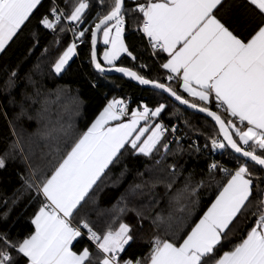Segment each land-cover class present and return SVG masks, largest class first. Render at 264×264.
<instances>
[{"label": "snow or ice", "instance_id": "1", "mask_svg": "<svg viewBox=\"0 0 264 264\" xmlns=\"http://www.w3.org/2000/svg\"><path fill=\"white\" fill-rule=\"evenodd\" d=\"M41 2L0 0V52L21 31ZM246 2L251 6V16L238 22H226L218 15L226 0H144L142 3L133 0L135 6L130 8L125 7L126 0H113L110 10L91 29L92 64L100 72L111 71L113 68H104L97 62V33L103 31V42L110 45L103 59L113 65L121 53L131 55L123 40L125 16L139 13L142 20L138 30L147 37L154 52L167 54L166 62L161 65L168 73L167 80L180 81V89L192 100L184 98L170 84L148 79L128 68L114 67V70L141 85L161 89L180 104L206 113L226 141L225 144L212 138V148H231L245 158L235 170L218 169L216 163L210 164V173L220 170L229 178L181 242L154 236L148 257L123 259L121 253L135 240L133 225L120 221L118 227L110 225L103 234H98L87 219L74 223L93 186L129 147L133 154L145 157L159 151L158 146L165 153L168 151V144L162 143L165 126L147 123L160 116L165 104L155 109L143 106V111L134 110L125 123L120 121L126 115V106L122 100L113 99L86 131L70 144L65 141L62 148H57L62 154L49 172L32 170L25 183L35 190L37 197L43 198L31 220L34 231L22 240L11 239L7 233L0 232V264H19L20 257L26 258L24 264H92L93 255L88 247L78 253L73 251L74 241L85 234L83 230H87L88 240L103 254L98 257L99 264H264V198L259 200L258 215L253 213L257 219L246 236L230 250L219 254V247L232 230L230 226H234V221L252 202L254 180L264 183L248 166L251 161L264 169V0ZM88 7L86 0H79L66 19L73 23L82 21ZM51 13L54 18L44 15L39 23L55 30L65 14L56 7ZM238 28L243 31H237ZM86 31L88 29L80 31L77 38L83 37ZM76 47L75 43L70 44L59 56L54 64L56 74L59 75L76 54ZM213 99L216 107L232 119L225 120L208 107ZM142 120L146 122L144 126H140ZM113 121L118 123L113 124ZM237 122L244 127H238ZM232 132L239 141L233 138ZM44 135L51 136V133ZM16 147L20 148L19 143ZM4 166L5 161L0 158V168ZM141 187L143 185H135L137 189ZM185 208L186 205H181L177 210L183 212ZM119 211H134L141 222L152 219L127 206ZM163 221L159 213L152 219L155 226Z\"/></svg>", "mask_w": 264, "mask_h": 264}, {"label": "trees", "instance_id": "2", "mask_svg": "<svg viewBox=\"0 0 264 264\" xmlns=\"http://www.w3.org/2000/svg\"><path fill=\"white\" fill-rule=\"evenodd\" d=\"M78 2L42 0L29 21L0 54V158L5 161V166L0 168V232L7 233L11 239L22 240L34 231L31 220L43 198L37 197L35 190L29 189L25 181L33 169L49 172L62 154L57 148H62L65 141L70 144L86 131L108 101L126 102L128 114L142 105L155 109L163 103L166 107L158 122L180 128L187 142L168 145L167 153L158 146L159 151H154L150 157L135 155L129 147L93 186L74 219V223H79L81 218L87 219L98 234H103L110 225L118 227L120 221L133 225L135 240L126 246L121 256L123 259L143 260L150 253L154 236L181 242L193 222L227 182L229 177L225 172H209L211 161L218 165V169L226 166L235 170L237 167L229 163L228 158L241 160L226 148L216 153L213 151L211 139H219V132L206 118L185 111L164 95L136 86L122 77H105L93 71L91 29L110 10L113 0H86L89 7L76 26L79 32L88 31L81 38L76 56L60 75H56L54 64L72 43L66 16ZM134 6L133 1L126 0V8ZM53 7L63 11L66 19L57 24L55 30L46 29L39 23L44 15L51 19ZM250 7L245 0H226L218 15L226 22H238L251 16ZM141 20L139 13L126 14L123 40L131 55L122 56L114 67L128 68L148 79L170 84L184 98L192 100L180 90L178 80H167L161 67L167 56L157 54L151 48L147 37L138 30ZM236 30L243 31L242 28ZM101 50L98 44V61L104 66L100 61ZM208 107L225 120L232 119L216 107L214 99ZM237 126L244 127L238 122ZM49 132L51 136L44 135ZM231 134L239 141L234 132ZM192 139L205 149L192 150L189 147ZM167 142L168 135L162 143ZM17 143L23 151L16 147ZM158 160L159 164L156 163ZM248 166L256 176L264 179V172L259 167ZM137 184L143 187L137 189ZM261 198H264V183L254 180L252 202L234 221V226H230L232 230L219 247V254L239 243L247 230L254 226ZM181 205H186L183 212L177 210ZM125 206L152 219L159 213L164 221L158 226L153 225L152 219L138 221L134 211L120 213L119 209ZM85 247L93 255L92 264H99L98 257L103 254L97 248L82 237L73 243V251L77 253ZM25 259L18 258L19 264H24Z\"/></svg>", "mask_w": 264, "mask_h": 264}, {"label": "built area", "instance_id": "3", "mask_svg": "<svg viewBox=\"0 0 264 264\" xmlns=\"http://www.w3.org/2000/svg\"><path fill=\"white\" fill-rule=\"evenodd\" d=\"M52 18H54V17H52V15H51V19ZM62 20L63 21H66V19L64 17H62L61 21ZM67 25H68V30L70 31V34H71V37H72V43H75L77 45V47L81 46V44H82L81 38L82 37L77 38L78 37V34H79V31L77 30L76 23L67 21ZM73 29H75V31H73ZM124 104H125L126 109H127V103L124 102ZM134 110H136V111H142L143 109L142 108H135L132 111H134ZM132 111L129 114L126 112V115L123 116V117H129L130 118ZM164 126L166 128L165 136L168 135V142H167L168 145H170L172 143H186L187 142V137H186L185 133H183L181 131L180 128H178L176 126H166V125H164ZM173 128L175 129V131H173ZM218 140L221 141L220 138ZM189 147H191V149L192 150H195V151H200L201 149L202 150L205 149V146L204 145L203 146L199 145L198 142L195 139H192L190 141ZM242 147H244V146L242 145ZM220 150L221 149H215V150L213 149V151L215 153L218 152V151H220ZM228 162L231 163V164H233L235 167H238V163H239L238 160H234L232 158H228ZM212 163H214V162L211 161L210 164H212ZM225 168L226 169H229L226 166H225ZM208 170H209V167H208ZM83 231H84L85 234L82 236V238L85 239L90 245H92V246H94L96 248L95 244L92 241L88 240V238H87V230H83Z\"/></svg>", "mask_w": 264, "mask_h": 264}, {"label": "water", "instance_id": "4", "mask_svg": "<svg viewBox=\"0 0 264 264\" xmlns=\"http://www.w3.org/2000/svg\"><path fill=\"white\" fill-rule=\"evenodd\" d=\"M94 27H95V26H94ZM101 32H102V30H101L100 32L97 33V43H96V55H97V62H98V63H99V61H98V40H99V36H100V33H101ZM91 57H92V36H91V33H90V62H91L92 69H93V71H94L95 73L100 74V75L105 76V77L119 76V77H122V78H124L125 80L129 81L130 83L136 85V86H139V87H142V88H145V89H148V90H151V91H154V92H157V93H160V94L164 95L167 99H169L171 102H173V103H174L176 106H178L179 108H181V109H183V110H185V111H188V112H190V113H193V114H195V115H198V116L204 117V118H206L207 120H209V121H210V122H211V123L217 128V130H218V132H219V137H220L221 141L224 142V143L226 144V141H224L223 136L220 134L219 127L216 125L215 121L211 119V117H208V116L206 115V113H202V112H200V111H199L198 109H196V108H190V107H188V106L185 105V104H180V102L177 101V100H175L174 97L170 96L168 93L163 92L161 89H156V88L152 87L151 85H141L138 81L133 80V79H131V78L128 77V76H125L123 73H121V72H116V71L114 70V67H113V70H111V71L100 72V71H98V70L95 68V66L92 64V58H91ZM99 64H100V63H99ZM100 65H101V64H100ZM101 66H102V65H101ZM102 67H104V66H102ZM104 68H108V67H104ZM226 149L229 150V151H230V152H231L236 158H238V159H240V160H244V159H245V158L241 157L240 154L233 152L231 148H227V147H226ZM248 164L255 165L254 162H251V161H248ZM255 166H257V167L260 168V166H258V165H255ZM260 169H261V168H260ZM261 170L264 172V169H261Z\"/></svg>", "mask_w": 264, "mask_h": 264}, {"label": "crops", "instance_id": "5", "mask_svg": "<svg viewBox=\"0 0 264 264\" xmlns=\"http://www.w3.org/2000/svg\"><path fill=\"white\" fill-rule=\"evenodd\" d=\"M131 1H133V0H131ZM139 1H141V0H139ZM246 1V0H245ZM76 24H77V22H75ZM114 29H113V33L112 34H114ZM104 37H103V31L100 33V36H99V40H98V44H99V46L102 48V50H101V53H100V61L102 62V64L105 66V67H108V68H112V67H114V65L118 62V60L122 57V56H124V55H127L128 53H121L120 54V56L114 61V64L113 65H108V64H106L105 63V61H104V59H103V56H104V53H105V51L106 50H108L109 49V47H110V45H106V44H104ZM10 43V42H9ZM8 43V44H9ZM72 44V43H71ZM125 44V43H124ZM6 47H7V45H6ZM5 47V48H6ZM67 49V48H66ZM76 51H77V48H76ZM2 52H0V54H1ZM166 56H167V54L166 53H164ZM76 56V54L68 61V63L65 65V67H64V69L62 70V72L65 70V68L67 67V65L71 62V60H73V58ZM165 72H166V74L168 75V73H167V71L165 70V69H163ZM61 72V73H62ZM54 73L56 74V72L54 71ZM60 73V74H61ZM59 74V75H60ZM56 75H58V74H56ZM180 82V81H179ZM181 91H182V89H180ZM183 92V91H182ZM184 93V92H183ZM185 95H187V93H184ZM188 96V95H187ZM189 97V96H188ZM191 98V97H190ZM192 99V98H191ZM198 102H200V101H198ZM143 111V110H142ZM131 118V117H130ZM130 118H127V119H124V117H122V121H120V122H128L129 120H130ZM96 119V118H95ZM158 118H151L147 123H149V124H155V123H160V122H158V120H157ZM94 122V121H93ZM92 122V123H93ZM91 123V124H92ZM113 124H116V123H118L117 121H113L112 122ZM145 121H141L140 122V126H144L145 125ZM91 124H90V126H91ZM148 134L146 133L145 134V137L144 138H146V136H147ZM106 171V170H105ZM222 189V188H221ZM220 189V190H221ZM219 190V191H220ZM219 193V192H218ZM218 193L216 194V195H218ZM215 198H216V196L211 200V202L208 204V206L204 209V211L201 213V215L197 218V220L195 221V222H198V219L203 215V213L205 212V211H207V208L208 207H210L211 206V203L215 200Z\"/></svg>", "mask_w": 264, "mask_h": 264}, {"label": "rangeland", "instance_id": "6", "mask_svg": "<svg viewBox=\"0 0 264 264\" xmlns=\"http://www.w3.org/2000/svg\"><path fill=\"white\" fill-rule=\"evenodd\" d=\"M143 106H144V105H142V109H143ZM158 117H159V116H158ZM158 117H156V118H158ZM142 139H143V138H142Z\"/></svg>", "mask_w": 264, "mask_h": 264}]
</instances>
